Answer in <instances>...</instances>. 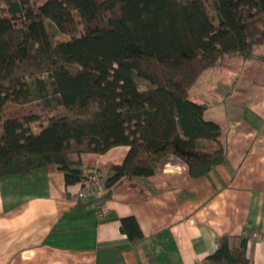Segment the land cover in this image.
Masks as SVG:
<instances>
[{
    "label": "trees",
    "instance_id": "16d2710c",
    "mask_svg": "<svg viewBox=\"0 0 264 264\" xmlns=\"http://www.w3.org/2000/svg\"><path fill=\"white\" fill-rule=\"evenodd\" d=\"M263 45L264 0H0V180L52 165L82 183L81 155L119 145L130 149L102 199L169 154L206 174L224 160L223 132L190 89L226 58H264ZM36 99L42 114L23 107ZM232 239L204 264H255L247 238Z\"/></svg>",
    "mask_w": 264,
    "mask_h": 264
},
{
    "label": "crops",
    "instance_id": "0c3cea01",
    "mask_svg": "<svg viewBox=\"0 0 264 264\" xmlns=\"http://www.w3.org/2000/svg\"><path fill=\"white\" fill-rule=\"evenodd\" d=\"M215 67L225 76L215 77ZM190 95L222 128L221 163L195 177L169 154L153 175L123 179L107 199L104 192L78 199L82 183L67 185L52 165L5 176L0 264H204L222 235L233 245L247 238L248 257L264 264V241L250 237L264 232V58H226L200 75ZM129 149L83 153L85 174L104 179ZM103 203L109 214L100 218Z\"/></svg>",
    "mask_w": 264,
    "mask_h": 264
},
{
    "label": "built area",
    "instance_id": "2783aa9c",
    "mask_svg": "<svg viewBox=\"0 0 264 264\" xmlns=\"http://www.w3.org/2000/svg\"><path fill=\"white\" fill-rule=\"evenodd\" d=\"M104 192V183L100 174L93 173L85 181L82 182L81 189L76 193L78 199H88L98 193ZM98 215L100 218H105L109 214V207L106 204L98 205ZM251 238L264 241V232H253Z\"/></svg>",
    "mask_w": 264,
    "mask_h": 264
},
{
    "label": "rangeland",
    "instance_id": "374dc122",
    "mask_svg": "<svg viewBox=\"0 0 264 264\" xmlns=\"http://www.w3.org/2000/svg\"><path fill=\"white\" fill-rule=\"evenodd\" d=\"M51 29H52V34L54 36L63 37V35L56 28L52 27ZM260 52L264 53V48H261ZM212 72H214V71H212ZM221 72L222 71L220 69L216 68L215 69V74H216L215 77H224L225 76V72L224 73L223 72L221 73ZM140 83L143 86L147 85V82L144 81V80H140ZM18 106H20V105H18ZM23 107L26 108L31 113H38V114H42L44 112V110H45L44 107H43L42 100H38V99L26 103L25 105H23ZM206 144L208 145V144H210V142L206 141Z\"/></svg>",
    "mask_w": 264,
    "mask_h": 264
}]
</instances>
